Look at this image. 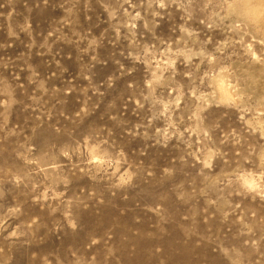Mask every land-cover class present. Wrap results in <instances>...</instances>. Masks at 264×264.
<instances>
[{"label": "rangeland", "instance_id": "rangeland-1", "mask_svg": "<svg viewBox=\"0 0 264 264\" xmlns=\"http://www.w3.org/2000/svg\"><path fill=\"white\" fill-rule=\"evenodd\" d=\"M0 264H264V0H0Z\"/></svg>", "mask_w": 264, "mask_h": 264}, {"label": "bare ground", "instance_id": "bare-ground-1", "mask_svg": "<svg viewBox=\"0 0 264 264\" xmlns=\"http://www.w3.org/2000/svg\"><path fill=\"white\" fill-rule=\"evenodd\" d=\"M221 83V84H220ZM219 84H220V86H219V89H221V93H223L224 91L222 90V89H225V86H228L227 84H226V82H225V80L224 79H221V82H220ZM225 91H227V90H225ZM228 91H229V89H228ZM230 92V91H229ZM225 93V92H224ZM230 95V94H229Z\"/></svg>", "mask_w": 264, "mask_h": 264}]
</instances>
